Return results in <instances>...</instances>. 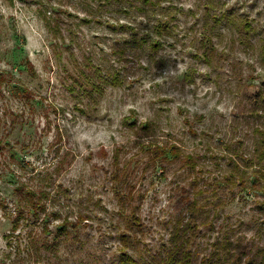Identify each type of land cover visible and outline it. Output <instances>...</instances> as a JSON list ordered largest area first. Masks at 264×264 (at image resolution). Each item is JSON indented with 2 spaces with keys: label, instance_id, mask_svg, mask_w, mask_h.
<instances>
[{
  "label": "rangeland",
  "instance_id": "1",
  "mask_svg": "<svg viewBox=\"0 0 264 264\" xmlns=\"http://www.w3.org/2000/svg\"><path fill=\"white\" fill-rule=\"evenodd\" d=\"M146 1L0 0V264L264 249V0Z\"/></svg>",
  "mask_w": 264,
  "mask_h": 264
},
{
  "label": "trees",
  "instance_id": "2",
  "mask_svg": "<svg viewBox=\"0 0 264 264\" xmlns=\"http://www.w3.org/2000/svg\"><path fill=\"white\" fill-rule=\"evenodd\" d=\"M145 4L151 6L153 2L149 0ZM243 29H246V26ZM249 46L253 47V45ZM261 46H264V41H262ZM252 95L254 103L249 106L250 112H260L261 115L254 118L256 121L255 125L264 129V91H257V93ZM259 132H257V135H261V141L257 143L259 146H264V133ZM256 159L257 161H264V150L257 155ZM243 174L245 175V173ZM260 188L264 189V187ZM262 197H264V191H262ZM199 203L198 199L187 203L186 208L189 212L188 221L183 223L181 219V221H175L172 224L167 251L164 253L157 252L151 264H193L194 262H198L197 264H264V249L255 248L252 244L242 243V241L232 240V235L228 232H225V235L221 236L220 241H215L211 245L213 251L203 255L200 260L194 256L195 253L187 252L188 244L191 241L193 242L196 235L192 227L196 228L200 224H204V220L201 218L202 214L198 213L201 208ZM192 221L193 223H191ZM40 246L46 247L43 244Z\"/></svg>",
  "mask_w": 264,
  "mask_h": 264
}]
</instances>
